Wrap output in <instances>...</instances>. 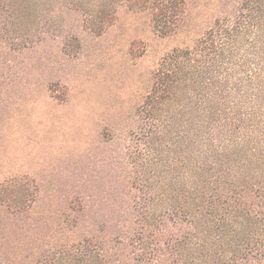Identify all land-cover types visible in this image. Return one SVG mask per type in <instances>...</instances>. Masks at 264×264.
<instances>
[{"label":"trees","instance_id":"obj_1","mask_svg":"<svg viewBox=\"0 0 264 264\" xmlns=\"http://www.w3.org/2000/svg\"><path fill=\"white\" fill-rule=\"evenodd\" d=\"M127 1L160 37L191 27L186 0ZM103 2L0 0V264H264V0H207L219 13L145 70L91 167L5 169L19 100L74 90L61 70L81 36L58 31H104Z\"/></svg>","mask_w":264,"mask_h":264},{"label":"rangeland","instance_id":"obj_2","mask_svg":"<svg viewBox=\"0 0 264 264\" xmlns=\"http://www.w3.org/2000/svg\"><path fill=\"white\" fill-rule=\"evenodd\" d=\"M103 1L114 5L110 9L115 15L104 31H58L81 36L77 53L61 70L74 90L64 103L61 97L49 99L37 82L33 94L19 100L30 106L17 108L26 115L8 128L11 146L6 170L43 174L49 167H91L92 153L98 151L97 142L108 123L128 125L130 113L147 90L145 70L164 51L190 45L219 13L216 2L186 0L191 27L179 35L160 37L147 11L131 7L127 0ZM135 41L139 47L133 57L129 51ZM51 44L43 50L51 51ZM43 68L38 70L42 77L48 75Z\"/></svg>","mask_w":264,"mask_h":264}]
</instances>
